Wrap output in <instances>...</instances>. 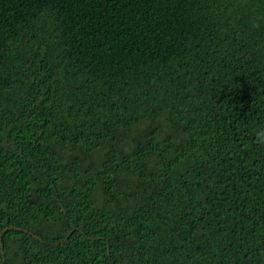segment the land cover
I'll return each mask as SVG.
<instances>
[{
	"label": "trees",
	"instance_id": "trees-1",
	"mask_svg": "<svg viewBox=\"0 0 264 264\" xmlns=\"http://www.w3.org/2000/svg\"><path fill=\"white\" fill-rule=\"evenodd\" d=\"M264 0H0V264H264Z\"/></svg>",
	"mask_w": 264,
	"mask_h": 264
},
{
	"label": "clouds",
	"instance_id": "clouds-1",
	"mask_svg": "<svg viewBox=\"0 0 264 264\" xmlns=\"http://www.w3.org/2000/svg\"><path fill=\"white\" fill-rule=\"evenodd\" d=\"M255 142L264 145V127H261L255 132Z\"/></svg>",
	"mask_w": 264,
	"mask_h": 264
}]
</instances>
